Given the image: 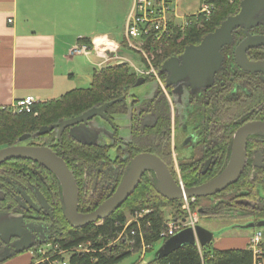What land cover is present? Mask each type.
<instances>
[{
  "label": "flooded vegetation",
  "instance_id": "af4514ba",
  "mask_svg": "<svg viewBox=\"0 0 264 264\" xmlns=\"http://www.w3.org/2000/svg\"><path fill=\"white\" fill-rule=\"evenodd\" d=\"M249 34L264 36V24L257 25ZM245 38L243 29L233 32V43L221 49L223 62L207 88L191 89L182 83L166 86L163 64L179 58L184 50L180 55L167 57L157 68L154 60L156 76L136 77L142 79L141 85L156 82L158 89L154 96L137 99L130 96V90L135 86L129 87L125 94L114 100L122 99L121 102L117 101L105 110L107 121L104 123L113 130L111 145L100 146L96 140L93 145L87 144L93 140L91 132L77 125L63 129L59 138L57 130L53 129L31 142H16L11 146L46 147L61 158L74 178L80 215L93 212L108 200L121 183L131 160L144 153L154 155V152L162 157L177 186L178 178L184 189L206 184L225 169L235 133L247 124L264 122V47L246 52L247 61L259 65L258 72H246L234 61V51ZM116 104L123 109L122 113H118ZM119 115L129 118V141L118 136L116 118ZM73 118L60 120L53 126ZM94 119L99 118L89 120L87 128L90 131L98 129ZM67 144L72 148L68 149ZM96 147L103 149L97 153ZM86 150H92L94 154ZM111 150L114 155H110ZM75 151L85 153V159L75 156ZM244 153V165L236 182L207 197V203L211 204L206 208L208 219L218 220V212L223 210L234 218L232 221L238 219L243 224L264 218V136H249ZM147 174L145 172L143 176ZM183 176L192 178L191 187L186 186ZM152 185L160 196L154 176ZM61 194L56 177L34 162L9 160L0 164V217L12 221L8 239L0 237V264L15 258L11 255L21 243L33 246L26 252L35 251L74 229L63 216ZM193 206L199 221L202 208L197 201ZM6 256L11 258L4 260Z\"/></svg>",
  "mask_w": 264,
  "mask_h": 264
},
{
  "label": "water",
  "instance_id": "95a60500",
  "mask_svg": "<svg viewBox=\"0 0 264 264\" xmlns=\"http://www.w3.org/2000/svg\"><path fill=\"white\" fill-rule=\"evenodd\" d=\"M260 24H264V0H241L237 14L227 17L213 32L204 36L198 45L186 47L179 58L170 59L163 64L162 71L167 75L166 86L182 83L191 89L209 87L223 62L220 51L222 48L232 45L233 32L237 29H243L246 38L239 43L234 51L235 64L246 72H258L259 65L248 62L246 52L251 48L264 47V36L249 34L251 29ZM141 84L142 79L140 78L136 80L134 86L138 87ZM117 101L121 102L122 99ZM117 101L92 108L76 118L61 121L54 126L42 127L34 134H24L17 139V143L31 142L53 129L57 130L59 138L63 129L77 125L86 132H96V129L90 131V128H87L90 124L89 120L99 118L104 122L107 121L105 110ZM106 135L113 139V132L106 131ZM253 135L264 136V122L247 124L235 133L230 144L229 161L220 175L201 186L185 188L183 192L170 176L166 165L158 157L148 153L137 155L131 160L121 183L112 196L96 210L85 215H80L77 212V187L72 174L63 160L50 149L41 146L19 145L1 147L0 164L9 160H28L49 170L60 183L62 211L67 224L71 228L79 229L102 221L120 209L135 192L145 172L153 174L157 192L168 201H180L183 197L187 199L207 198L222 192L238 179L244 165L247 138ZM90 137L93 140L87 144L93 145L96 137L91 133ZM10 225L11 223H0L1 238L8 239ZM241 228H264V218L246 223ZM11 236L14 237V235ZM213 240V234L199 225L195 227L194 231L190 228L184 229L162 243L153 261L165 258L181 247L196 246L197 242L200 248H205L212 244ZM21 244V247L15 250L11 257L23 254L33 247L31 244ZM11 257L6 256L4 260ZM1 262L2 260H0Z\"/></svg>",
  "mask_w": 264,
  "mask_h": 264
},
{
  "label": "crops",
  "instance_id": "0c3cea01",
  "mask_svg": "<svg viewBox=\"0 0 264 264\" xmlns=\"http://www.w3.org/2000/svg\"><path fill=\"white\" fill-rule=\"evenodd\" d=\"M172 4L170 20L182 23L199 13L203 2L172 0ZM131 5L132 0H0V109L26 96L38 104L58 100L72 91L76 78L87 80L89 71L90 84L99 71V58L91 55L94 64L71 57L70 48L88 39L92 47L112 42L122 49ZM248 240L224 239L212 248L247 249ZM31 259L15 257L6 264H31Z\"/></svg>",
  "mask_w": 264,
  "mask_h": 264
},
{
  "label": "trees",
  "instance_id": "16d2710c",
  "mask_svg": "<svg viewBox=\"0 0 264 264\" xmlns=\"http://www.w3.org/2000/svg\"><path fill=\"white\" fill-rule=\"evenodd\" d=\"M240 1L202 0L203 4L213 6L210 17L194 21L184 32L175 31L165 44L157 47L159 53L155 57L156 68L167 57L180 55L186 46L198 44L204 36L213 32L227 17L237 14ZM78 43L91 48L88 39L79 40ZM136 80V76L126 65L106 67L94 72L88 88L72 90L58 100L35 105L33 108V112L37 115L35 117L33 114L13 115L6 111H0V148L15 144L17 139L24 134H34L42 127H51L60 120L82 115L92 108L110 103L125 94L127 88L133 87ZM115 108L119 109L118 113H122L123 109L119 104H116ZM67 148L71 149L72 147L67 144ZM96 148L99 149H95L97 153L103 149ZM85 152L94 154L92 150ZM152 153L164 162L162 157ZM73 154L79 156L80 159L86 157L83 155L85 153L80 151H75ZM152 179V173L148 172L147 175H144L132 196L120 209L104 219L100 225L91 224L76 230L70 229L62 237L50 243H58L67 250L86 242H92V252L94 251L92 254H75L70 258L69 264H117L128 255H116V249L113 248L104 253H99L98 249L101 248L105 239L115 237L120 231L118 227H115V222L122 224L125 213L130 214L140 209L153 211L141 222L146 243L157 242L158 234L165 221L164 210L170 208L173 219H181L183 214L180 211L181 201H167L160 197L152 185ZM183 180L187 187L193 185L192 178L189 180L188 176H183ZM196 201L202 208L200 218H207L206 212L209 210L206 208L211 207V204L207 203V198H198ZM218 213L220 217L217 221L234 219L226 213V210ZM146 220L150 225L148 228L145 227ZM99 237L103 241H98ZM136 245L138 248V244ZM148 264H252V257L247 249L217 251L210 244L201 248L200 252L195 246H184L167 257Z\"/></svg>",
  "mask_w": 264,
  "mask_h": 264
},
{
  "label": "built area",
  "instance_id": "2783aa9c",
  "mask_svg": "<svg viewBox=\"0 0 264 264\" xmlns=\"http://www.w3.org/2000/svg\"><path fill=\"white\" fill-rule=\"evenodd\" d=\"M212 11V5L203 4L198 14L182 23H174L170 20V15L173 13L172 0H132L126 20L123 48L133 50L139 56L141 66L134 65L120 56L121 46L112 42H107L106 46L100 49V52L95 46L89 48L87 45L77 43L70 48L69 55L71 57H90L94 54L100 60L96 66L98 70L111 66L127 65L136 77L156 76L153 65L155 57L159 53L156 48L165 44L175 31L184 32L194 21L209 18ZM8 23H11V20ZM37 104L32 96H26L10 108H2L0 111H6L13 115L33 114L35 116L36 113L33 112V108ZM178 187L182 192L184 191L180 178H178ZM195 201V198L183 197L181 199L182 218H166L158 234L157 242L146 243L142 229L141 221L153 213L151 209H140L125 215L122 224L115 222V227L120 229L115 237L107 238L104 241L101 237L98 238V241H103L98 252L104 253L111 248L117 249L126 245L131 252H141L143 256L152 250L154 244L164 243L184 229L190 228L194 231L198 225L197 212L193 209ZM149 226V222L146 220L145 227L148 228ZM136 244H138V248H136ZM195 247L200 252L201 248L198 242ZM92 249L91 241L67 250L58 243H50L31 251V264H69L73 255L92 254L94 252ZM247 250L251 253L252 264H264V239L261 232L257 231L249 238Z\"/></svg>",
  "mask_w": 264,
  "mask_h": 264
},
{
  "label": "rangeland",
  "instance_id": "374dc122",
  "mask_svg": "<svg viewBox=\"0 0 264 264\" xmlns=\"http://www.w3.org/2000/svg\"><path fill=\"white\" fill-rule=\"evenodd\" d=\"M229 2H232L234 0H228ZM120 56L124 57L125 59L129 60L131 63L137 66L140 65V58L139 56L130 49L123 48L121 49V52L119 53ZM80 59H88L87 61L91 63H96V59L93 56L90 57H81ZM142 64V63H141ZM127 66V65H126ZM88 66V71H89ZM128 67V66H127ZM132 71V70H131ZM91 72L89 71V76H87V80L84 78L79 79L76 78L75 82L73 83V86L70 90H76V89H86L89 87V81L91 78ZM158 89V86L156 82L151 81L148 83H145L141 86L134 87L130 90V96H136L137 99H144V98H151L154 96ZM69 91V90H68ZM37 116V115H35ZM34 116V117H35ZM116 125L118 126V136L119 138L129 141L130 139V121L128 116L126 115H119L116 118ZM93 123L98 127L96 132H91L96 138V142L100 146L104 145H111L113 144V139L111 137H108L106 135V130L109 133H112V129L104 123L103 120L101 119H94ZM99 125V126H98ZM83 140V139H82ZM115 152L114 150L110 151V155H114ZM262 195V193H261ZM197 212V211H196ZM165 216L164 219L168 218V216L171 217L172 213L170 208H166L164 210ZM125 215H128L125 213ZM12 221L8 218H2L0 217V223H11ZM102 222L98 221V224L100 225ZM198 225L208 231H210L213 234V245H218L221 243L224 239H236L237 243H243V241L248 240L250 236H252L255 232L259 231L262 233V237L264 239V228H253V229H242L241 226L244 224L241 223L240 220L236 221H217V220H211L208 218H200L198 221ZM242 245V244H241ZM162 246V243H156L153 245V248L151 251L146 252L143 256L141 255V252L133 251L131 252L129 247L124 245L122 247H118L116 249V255H128L126 256L122 261L118 262L117 264H148L151 263L155 259V254L156 252L160 249ZM26 255L32 257L31 251L26 252L24 254L16 256L17 258L19 257H25ZM32 261V260H31ZM30 262V261H29Z\"/></svg>",
  "mask_w": 264,
  "mask_h": 264
},
{
  "label": "bare ground",
  "instance_id": "6f19581e",
  "mask_svg": "<svg viewBox=\"0 0 264 264\" xmlns=\"http://www.w3.org/2000/svg\"><path fill=\"white\" fill-rule=\"evenodd\" d=\"M110 45V44H109ZM97 47V46H96ZM105 47V46H104ZM103 48V47H102ZM102 48H100V47H97V49L99 50V52L101 51L100 49H102Z\"/></svg>",
  "mask_w": 264,
  "mask_h": 264
}]
</instances>
